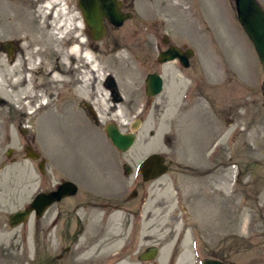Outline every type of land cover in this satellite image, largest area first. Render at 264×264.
Wrapping results in <instances>:
<instances>
[{
	"label": "rangeland",
	"instance_id": "374dc122",
	"mask_svg": "<svg viewBox=\"0 0 264 264\" xmlns=\"http://www.w3.org/2000/svg\"><path fill=\"white\" fill-rule=\"evenodd\" d=\"M44 1L39 6L46 12ZM255 1L264 10V0ZM31 2L11 3L25 5L31 11L35 6ZM133 7L135 18L124 24L118 43L133 47L134 39L141 32H148L150 22H155L158 32L193 51L188 67L179 72L172 67L175 64H168L164 68L166 87L162 96L145 108L135 93L146 75L138 53L124 45L116 55L93 53L101 73L93 74L91 82L97 79L102 83L111 78L124 98L122 106L128 108L135 101L138 109L122 115L118 106L117 111L110 112L113 104L109 102V91L99 87L101 91L93 99L99 96V100L105 101V97L108 101L96 104V113L100 111L102 115H98L97 123L86 119L82 130L77 124H83V120L57 117L51 104L42 110L46 114L36 120L17 119L11 115L14 109L0 104V264H104L103 260L99 263L98 256L102 259L116 250L120 254L117 259L123 256V261L112 258L107 264H148L138 261L137 256L154 246L159 248V254L150 264H199L208 257L231 264H264V109L258 90L263 74L253 46L236 19L234 0H136ZM54 31L57 37L63 32ZM28 38L34 37L29 33ZM40 45L32 44L31 52L43 50ZM55 57L54 51L41 54L37 67L39 59L44 60L48 72ZM0 66L7 67L1 60ZM7 68L3 70L7 83L2 82L4 90L0 86V95L4 91L10 94L12 76H16L13 67ZM125 69H131V73ZM191 75L200 80L199 87L193 98L189 96L184 101L182 94L190 86ZM201 79L209 85V80L217 82L211 84V88H218L214 96L211 94L213 97ZM8 102L16 103L11 99ZM136 119L142 121L137 143L128 153H115L116 160L110 159L112 147L105 140V126L113 124L119 132L128 133L133 131L131 124ZM17 125L28 127L27 139H34L33 146L45 161V192H50L61 179H73L77 192L112 197L115 192L126 191L144 156L163 155L167 174L155 181L140 180L134 187V204L140 202L139 226H132V217L124 211L118 213L112 222L126 224L131 232L130 228L120 232L121 239L93 258L85 254L87 243L70 247V253L59 263L54 261V255L57 249L63 251L67 243L52 226V207L41 218L36 219L31 213L25 224L11 228L9 215L23 210L40 190L38 172L34 163L25 159ZM10 148L13 155L7 159L5 151ZM211 153L217 156L216 160H206L205 156ZM116 163L120 179L114 174ZM123 165L130 170L126 176ZM96 205L99 208L101 201H96ZM98 218L99 213H91L90 222L97 223ZM131 234L137 240L129 245ZM194 235L200 241L199 247L191 244L196 239Z\"/></svg>",
	"mask_w": 264,
	"mask_h": 264
},
{
	"label": "flooded vegetation",
	"instance_id": "af4514ba",
	"mask_svg": "<svg viewBox=\"0 0 264 264\" xmlns=\"http://www.w3.org/2000/svg\"><path fill=\"white\" fill-rule=\"evenodd\" d=\"M15 0H0V60L1 62L5 63V65L9 68L13 67L14 64L18 66L17 69V75L16 77L21 78V83L15 87L10 88V94H11V100L15 101L16 103H10L6 102V106H9V108L14 109L13 113L11 112V115L15 114V117H18L17 119H29L32 118L33 120L39 119L41 116L46 114V112L42 111L45 109H48L49 104L54 106L55 114L57 117H72L74 119H81L84 121L83 124L78 123L77 126L82 130L83 128H86L85 121L93 120L94 123L96 122V119L98 115H102L100 111H97L96 113V104H93V101L97 102V100H87L88 97H86L84 94L86 93L85 89H80V87L83 85V82L85 81L89 85L99 84V87L101 89H106L109 91L110 99L109 102H111L113 107L110 109V112H115L118 110L122 115L130 114L136 111V108L138 109V105H136L134 102H128L129 107L122 106L124 104L123 96L120 95V93L117 90V86L113 84L112 79L109 77L105 78L104 82L98 83V80H94L91 82V80L88 79L86 76L87 73V67H85V62L87 63L88 60L82 61L78 64L75 63L74 60H69L68 62L70 65L75 68L71 69L70 71H62L59 72V56L58 51H55V58L52 60V66L50 70H54L57 73H60L62 80L60 82L56 80H51L49 78V75L42 76L44 74V69L42 64H39L38 66L37 58H32L28 52L31 53V47L25 48L24 43L26 42L25 38L28 36V32L26 31H19L17 29V22L19 21V18L21 17V12L26 11L25 5H13V2ZM118 3V11L121 13V15L124 18L122 22L119 25H116L113 22L108 21L106 18H103L102 20V26H103V34L100 38V40H94V37L96 34H93L92 29L86 24L85 18L83 15V9L86 8V5H82L81 0H64L65 6H67L70 10L73 11V14L78 19V22L81 21L82 28L75 29V32L71 31L70 36L75 37L79 36L77 41H84V49L88 53H96L98 52H106L105 54L109 55H116L118 49L124 45L127 48H130V50H133L134 52L138 53V56L140 57V67L144 70L146 73L145 78L142 80V86L139 89V92L135 90L137 100L142 101L144 103V107L147 108L149 104L152 102H155L156 98L162 96V93L164 91L165 85V79L164 76L166 75V70L164 69L168 64H175L172 66L175 70H178L179 72H184V68L188 67V57L187 52L190 48H188L186 45H180L176 43V40L173 41L168 37L167 34L161 33L157 31L156 23L150 22L149 30L148 32H141L135 39H134V46L129 47L125 44H119V40L122 37L120 35V31L123 29L124 24H126L129 21L134 20V7L133 4L136 0H116ZM10 2L11 6H9L8 3ZM39 5V4H38ZM35 7V6H34ZM12 10V12H11ZM11 13V15L9 14ZM8 18L10 20H8ZM65 33L61 34L64 35ZM72 39L69 41V44L66 43V45H71ZM78 43V42H77ZM76 43V44H77ZM65 42H63V47H66ZM67 45V46H68ZM38 47V46H37ZM40 49V48H39ZM37 49V50H39ZM82 49H79L80 51ZM57 50V48H56ZM59 50V48H58ZM64 49H61L63 51ZM171 50H177V52L180 54V59L176 58L174 61L162 64L160 63V54L167 53ZM47 54V53H46ZM50 54V53H48ZM54 56V54H53ZM31 57V63L34 64V67H29L28 64V58ZM167 57V55H166ZM36 59V60H35ZM41 60L39 59V62ZM186 63V65H184ZM78 66H81L80 69H78ZM7 67H4L8 69ZM201 69V65H200ZM49 70V71H50ZM48 71V73H49ZM202 72L206 74L207 70L201 69ZM85 73V76L83 77ZM169 73V70L167 71ZM13 74V73H12ZM159 75L161 79L163 80L162 83V91L158 96H154L151 93H153L152 90H150V95L148 94L147 87H146V79L151 76ZM29 78H32L33 80L35 78H42L39 83L40 86L35 89L34 85L32 84L30 89V94L28 98L24 101L20 100L21 98H25L26 95H16L13 92L19 91L23 88L22 81L27 80ZM199 77V76H198ZM202 83L207 84V92L210 93V95H213V92L216 91L218 88H211V84H216L217 82H211L210 80L208 83H206L203 79ZM200 80L196 78L195 76L191 75V78H189V87L185 89V92L182 94V99L184 101H187L189 96L193 98L195 91L198 90L199 82ZM82 82V83H81ZM109 83H112L109 85ZM262 85V83H261ZM259 87V93L262 95V105L264 109V95L262 91V86ZM96 90V89H95ZM90 92V88L88 89ZM141 92V93H140ZM38 94H42L44 98L40 101L39 99H36V96ZM35 95V96H33ZM211 95V96H212ZM214 96V95H213ZM212 96V97H213ZM166 97V95H165ZM211 97V98H212ZM217 95H215V99L217 100ZM117 98V99H116ZM114 99V101H113ZM162 99V98H161ZM46 100H51L47 102ZM108 101V98L106 99ZM145 100V102H144ZM181 100V98H180ZM10 101V100H9ZM191 101V100H190ZM102 102H105L102 100ZM101 100H98L97 104L101 103ZM218 102V101H216ZM23 103H26L27 107L25 110L19 111L22 109ZM120 103V105H118ZM139 103V102H138ZM48 104V106H46ZM154 104V103H152ZM151 104V105H152ZM122 106V107H121ZM96 108V109H95ZM103 109V105L101 106ZM257 114V111H256ZM262 114V113H261ZM54 115V114H53ZM139 117V116H138ZM264 117V115H263ZM137 118V117H135ZM144 118V117H143ZM16 119V118H13ZM139 119H142V117H139ZM138 120V119H136ZM143 120V119H142ZM15 125L14 123L12 124ZM33 125V124H32ZM27 126L21 127V125H17L16 130H18L19 134L23 137V141L21 142L22 150L25 151L26 149H31L34 152H37L35 147L33 146L34 139H27ZM36 129V127H34ZM218 129V128H217ZM206 160L215 159L217 156H214V153L207 154ZM216 160V159H215ZM42 157L37 160V164L41 163ZM214 169V167H213ZM39 179H41V191L46 193L44 190L45 187V181L46 177L43 175ZM65 183H72L75 184L76 187L77 184L74 182L73 179H61L58 183L55 184L53 187L52 192L55 194V201L51 205L53 208V221L52 226L57 232H61V237L66 240L65 243H67V247L61 251L60 249H57L56 254L54 255V261H57L59 263L63 258L66 257V255L69 252L70 247H82L85 243H87V250L85 254L87 253L90 258H93L97 255L98 251L101 253L102 251L107 250L110 244H112L115 240L121 239L123 236L120 234V232L127 230L131 227H128L126 224L121 223L120 226L117 223H114L112 221H115V216L118 217V213L125 212V215H129L132 217L131 222L132 226L138 227L140 224V216H139V210L140 209V202L138 204H134V201L137 200V193L136 191L131 192L130 194L122 195L120 193H115L112 197H102L97 196L96 193H92L89 191L85 192H75L72 193L70 190V185H66L65 187H61ZM138 185L140 182L137 183ZM63 195V196H62ZM100 200L101 204L98 208L96 205V201ZM141 201V200H140ZM29 205V204H28ZM27 205V206H28ZM91 213L95 214L99 213L98 222H93V224L90 222L91 219ZM136 220V222L133 221ZM127 228V229H126ZM193 231H196L195 228H193ZM83 236L85 238L83 239ZM87 236V237H86ZM131 241H129V245L132 243L135 244V241L137 240V236L135 237V234H131ZM195 236V235H194ZM196 239H193L192 242H195L200 244V241L197 239V236H195ZM199 238V237H198ZM82 240H85V242H82ZM134 240V241H133ZM110 242V243H109ZM140 254V253H139ZM139 254L137 256V260L139 261ZM120 255L119 251L115 252H108L106 255L100 259L98 256L99 263L101 260L104 261V264H107L112 261V258H115L116 260L120 261L121 263L123 261V256L117 259ZM207 259H214L215 261L221 263V264H231V262L218 259V258H207ZM114 261V260H113ZM84 263V262H83ZM80 263V264H83ZM152 263V262H151ZM103 264V263H102ZM150 264V263H148Z\"/></svg>",
	"mask_w": 264,
	"mask_h": 264
},
{
	"label": "water",
	"instance_id": "95a60500",
	"mask_svg": "<svg viewBox=\"0 0 264 264\" xmlns=\"http://www.w3.org/2000/svg\"><path fill=\"white\" fill-rule=\"evenodd\" d=\"M86 8L83 9V15L86 24L92 29V32L96 34L94 40L100 39L103 34L102 20L108 19L110 22H121L125 17L118 11V4L116 0H81ZM235 10L237 13V19L242 26L247 37L254 46V49L259 57V60L263 67L264 74V12L255 0H235ZM107 13H110L106 16ZM165 54H161V61H172L175 57H180V54L175 50L168 52V57L162 60ZM192 55L191 51H188L187 57ZM186 65V63H184ZM150 88L155 87L158 91L161 87V79L156 76L149 78ZM262 90L264 93V80ZM149 94V92H148ZM107 137L121 153L127 152L132 146L135 135L127 134L122 135L118 132L114 125H109L106 128ZM26 156L29 159L37 160L38 155L30 151H25ZM9 154V153H8ZM142 168L144 181L157 179L163 176L167 172V167L164 165V158L160 155H150ZM39 169L43 172V163L39 166ZM142 169V170H143ZM72 192L75 191V187L72 185ZM55 200L54 193H48L37 196V198L31 203V205L24 211L17 212L10 216L9 224L11 227H15L21 223L27 221L29 214L34 210L36 217H40L43 211L49 207ZM157 247L147 248L139 257L141 261L154 260L158 255ZM202 264H221L213 260H206Z\"/></svg>",
	"mask_w": 264,
	"mask_h": 264
},
{
	"label": "bare ground",
	"instance_id": "6f19581e",
	"mask_svg": "<svg viewBox=\"0 0 264 264\" xmlns=\"http://www.w3.org/2000/svg\"><path fill=\"white\" fill-rule=\"evenodd\" d=\"M42 2V0H32L31 5H35V7L33 8V10L29 11H22L21 12V17L19 18V21L17 22V29L19 31H28V36L29 33H31L32 37H34L32 40L28 38V36H26L25 40L26 42L24 43V47L25 48H30L32 46V44H35L36 46L38 45H42L43 46V50L39 49L36 51H32L31 53L28 52V54H30V56H32V58H40L41 54L45 55L46 53H50V51H58V55H59V72L61 73L62 71H70L71 69H75L76 67L73 68L70 63L68 62L69 60H74L76 64L88 60L87 63L85 62V67H87V73L86 76L88 77L89 80L92 79L93 74H98L101 73V65L97 62V60H95L92 56V53H88L86 52L84 49H82V47H84V41H77L79 36H75V37H70L67 35H70L71 31L75 32V29H80L82 28L81 26V21L78 22V19L75 17V15L73 14V11L70 10L67 6H65V2L64 0H53V1H49L46 3L47 6H43L45 11H41V9H43L42 7H40L38 4H40ZM62 4V6L60 5ZM84 5V4H82ZM39 6V8L37 9V7ZM110 13H107L106 16H108ZM49 18H51V22H49ZM62 31V34L65 33L64 35H60L59 37H57L55 34V31ZM26 31V32H27ZM72 39V42L69 44V41ZM63 42L68 43L66 45V47H63ZM78 42V43H77ZM77 43V44H76ZM40 45V46H41ZM57 50H56V48ZM59 48V50H58ZM61 49H64L63 51H61ZM79 49H82L81 51ZM45 58V57H44ZM43 58V59H44ZM31 57L28 58V66L29 67H34V64L31 63ZM40 64H42L43 69H44V74H42V76H47V74L49 75V78L51 80H56L58 82H60L62 80V77L60 75V73L55 72L54 70H50L49 73L47 72V66H46V62L44 60L40 61ZM3 66H0V86L2 85L3 81H7V79L5 78L6 74H4L5 68H1ZM126 68H129V66H125ZM81 66H78V69H80ZM13 73L14 75H17V69L18 66H16V64H14L13 66ZM4 70V71H3ZM117 73H118V69ZM132 70H135L134 68ZM126 72L131 73V69L130 70H126ZM122 72V70H121ZM124 72V71H123ZM95 74V75H96ZM127 75V74H124ZM85 76V73L83 75V77ZM92 76V77H91ZM42 78H35L34 80L32 78H29L27 80H23L22 84H23V88L19 91L13 92L16 95H26L25 98H21L20 100L24 101L28 98L29 94H30V88L31 85L33 84L35 89L38 88L40 86V84H43L42 82L39 83V81ZM95 80V79H94ZM12 86L15 87L17 85H19L21 83V78L19 79H15L12 76ZM7 83V82H6ZM82 83V82H81ZM98 83H100V81L98 80ZM9 84L11 85V83L9 82ZM90 88V92L88 91V89ZM2 89V86H1ZM80 89H85L86 93L84 94L87 98V100H93V96L96 94H98L101 89L99 88V84H96L95 87L94 85H89L87 84L85 81L83 82V85L80 87ZM96 89V91H95ZM4 90V88L2 89ZM96 92V93H95ZM0 95V104H5L7 101L10 100L11 98V94H7L5 91L4 93L1 92ZM101 94V93H100ZM35 96V95H33ZM99 97V96H98ZM97 97V102L99 100V98ZM101 97V96H100ZM4 99V101H2V99ZM105 99V101H107L105 97H103ZM36 99H39L40 101L43 100L44 102V98L43 97H38L36 96ZM6 100V101H5ZM97 102L93 101V104H97ZM102 102V101H101ZM46 106H48V104H46ZM26 108L29 109V107H27L26 103H23L22 109L21 110H25ZM119 119V118H117ZM144 171V169L142 170V172ZM142 174V173H141ZM220 186H222V184L220 183Z\"/></svg>",
	"mask_w": 264,
	"mask_h": 264
}]
</instances>
